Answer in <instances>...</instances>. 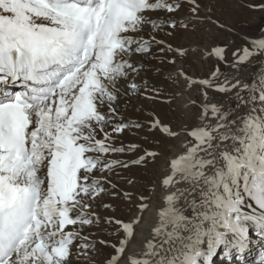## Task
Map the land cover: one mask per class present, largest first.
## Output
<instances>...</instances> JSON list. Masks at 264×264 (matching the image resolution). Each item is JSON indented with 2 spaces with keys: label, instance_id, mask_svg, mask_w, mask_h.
<instances>
[{
  "label": "snow or ice",
  "instance_id": "obj_1",
  "mask_svg": "<svg viewBox=\"0 0 264 264\" xmlns=\"http://www.w3.org/2000/svg\"><path fill=\"white\" fill-rule=\"evenodd\" d=\"M231 5L0 0V264H264V0Z\"/></svg>",
  "mask_w": 264,
  "mask_h": 264
},
{
  "label": "rangeland",
  "instance_id": "obj_2",
  "mask_svg": "<svg viewBox=\"0 0 264 264\" xmlns=\"http://www.w3.org/2000/svg\"><path fill=\"white\" fill-rule=\"evenodd\" d=\"M238 1L239 0H232V5L227 7L226 10L223 11L222 13H218V14L221 15V18L224 20L225 23L233 25L237 30V32H244L247 31L249 28H251L254 25V22L256 21L257 17L261 16L262 14L250 12L247 9H243L239 7ZM226 39H231V37H226ZM149 64L150 66L147 69V72H151L152 74L155 75V77H157L158 83L154 85L159 90L160 98L163 99L168 97L170 94L169 87H171L172 82L166 79V77L167 74L169 72L174 71V69L172 68V66H169L166 63H162L159 60L150 61ZM157 68L161 70L159 75L155 74V69ZM139 99L143 100V103L140 101L141 104L137 107L133 108V107L124 106L123 111L125 112V115L127 116L139 115L138 109L145 108V109H154L156 112H158L161 115L162 118L172 119L174 115L172 110L173 109L178 110L179 108L178 105L180 104L179 100L170 104V106L167 103H161V102L152 103L148 100H145L142 97L136 99L138 103H139ZM178 114L179 113L177 111L175 115Z\"/></svg>",
  "mask_w": 264,
  "mask_h": 264
},
{
  "label": "bare ground",
  "instance_id": "obj_3",
  "mask_svg": "<svg viewBox=\"0 0 264 264\" xmlns=\"http://www.w3.org/2000/svg\"><path fill=\"white\" fill-rule=\"evenodd\" d=\"M239 2V1H238ZM230 12V11H229ZM242 15V14H241ZM244 22V21H243ZM251 22V21H250ZM253 23V22H252ZM236 24V23H235ZM153 78L150 80V82L151 83H153V84H157L158 83V81H157V77H155V75L154 74H152L151 72H148ZM137 98H133V99H130V100H127L126 99V101H125V103H124V106H127V107H137V106H139L141 103H140V101L143 103V100H141V99H139V103H138V101L136 100ZM169 106H170V104H169ZM179 106V105H178ZM155 108V107H154ZM122 110H124V107L122 108ZM164 110V109H163Z\"/></svg>",
  "mask_w": 264,
  "mask_h": 264
}]
</instances>
